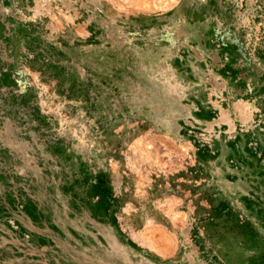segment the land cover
Instances as JSON below:
<instances>
[{"label":"rangeland","instance_id":"rangeland-1","mask_svg":"<svg viewBox=\"0 0 264 264\" xmlns=\"http://www.w3.org/2000/svg\"><path fill=\"white\" fill-rule=\"evenodd\" d=\"M0 264H264V0H0Z\"/></svg>","mask_w":264,"mask_h":264}]
</instances>
